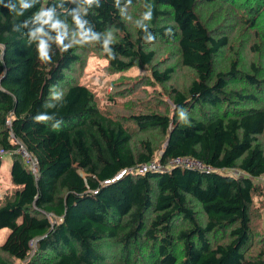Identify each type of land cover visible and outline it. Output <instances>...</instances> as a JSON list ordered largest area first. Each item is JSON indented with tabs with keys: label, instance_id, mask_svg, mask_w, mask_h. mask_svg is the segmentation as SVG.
<instances>
[{
	"label": "trees",
	"instance_id": "obj_1",
	"mask_svg": "<svg viewBox=\"0 0 264 264\" xmlns=\"http://www.w3.org/2000/svg\"><path fill=\"white\" fill-rule=\"evenodd\" d=\"M0 149V264H264V0H0Z\"/></svg>",
	"mask_w": 264,
	"mask_h": 264
},
{
	"label": "rangeland",
	"instance_id": "obj_2",
	"mask_svg": "<svg viewBox=\"0 0 264 264\" xmlns=\"http://www.w3.org/2000/svg\"><path fill=\"white\" fill-rule=\"evenodd\" d=\"M105 59L94 55L89 58V66L86 68V72L83 76V82L89 85L97 94V97L102 106L108 103L109 92L111 90V81L115 80L122 73L108 74L103 71ZM148 70L141 69L139 67H132L130 70L123 74L134 76L136 74H145ZM150 90L152 87H148ZM2 156V167L0 174V198L13 187V183L10 180V167H11V155L4 152ZM261 181H264V177H259ZM264 197H257L256 203L261 205V199ZM264 210V209H263ZM264 217V212H263ZM58 218V217H57ZM262 223L264 221L262 220ZM10 232V228H0V243H3Z\"/></svg>",
	"mask_w": 264,
	"mask_h": 264
},
{
	"label": "built area",
	"instance_id": "obj_3",
	"mask_svg": "<svg viewBox=\"0 0 264 264\" xmlns=\"http://www.w3.org/2000/svg\"><path fill=\"white\" fill-rule=\"evenodd\" d=\"M7 123L11 125V119H7ZM19 151L25 157V159L30 163L32 170L34 172H38L37 158L31 155L23 145L20 146ZM4 152L8 153V151L4 149H0V156L5 154ZM170 163L172 165H180L183 167L197 168V169H202V170L205 169L207 171L212 170L211 166L206 165L200 159L196 157H191V156L176 157L172 159ZM163 168L164 166L159 159H152L149 162H146V163H143L137 166V170L141 172H145L148 170H158V169H163ZM123 172H125V170ZM119 175H121V173Z\"/></svg>",
	"mask_w": 264,
	"mask_h": 264
},
{
	"label": "clouds",
	"instance_id": "obj_4",
	"mask_svg": "<svg viewBox=\"0 0 264 264\" xmlns=\"http://www.w3.org/2000/svg\"><path fill=\"white\" fill-rule=\"evenodd\" d=\"M24 7H28V5L25 4ZM146 18H149V17H146ZM45 23H47V21H45ZM33 35L35 36L36 34L33 33ZM40 54H41V57L43 59H47V45L43 41H41V43H40ZM45 119H46V117H44V116H37L36 117V120H38V121L45 120Z\"/></svg>",
	"mask_w": 264,
	"mask_h": 264
}]
</instances>
